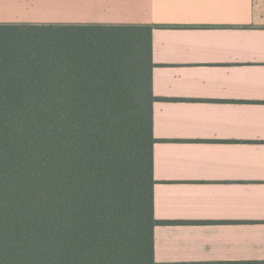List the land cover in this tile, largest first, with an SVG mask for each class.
<instances>
[{"label":"trees","instance_id":"obj_1","mask_svg":"<svg viewBox=\"0 0 264 264\" xmlns=\"http://www.w3.org/2000/svg\"><path fill=\"white\" fill-rule=\"evenodd\" d=\"M151 28L0 23V264H155Z\"/></svg>","mask_w":264,"mask_h":264},{"label":"crops","instance_id":"obj_2","mask_svg":"<svg viewBox=\"0 0 264 264\" xmlns=\"http://www.w3.org/2000/svg\"><path fill=\"white\" fill-rule=\"evenodd\" d=\"M0 23L149 26L155 264H264V0H0Z\"/></svg>","mask_w":264,"mask_h":264}]
</instances>
